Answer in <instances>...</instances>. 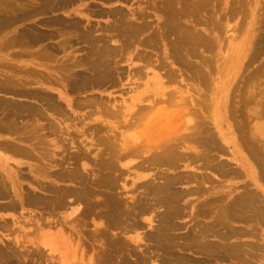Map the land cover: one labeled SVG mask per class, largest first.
Wrapping results in <instances>:
<instances>
[{
  "label": "bare ground",
  "instance_id": "6f19581e",
  "mask_svg": "<svg viewBox=\"0 0 264 264\" xmlns=\"http://www.w3.org/2000/svg\"><path fill=\"white\" fill-rule=\"evenodd\" d=\"M13 1L14 0H12V1L0 0V28L1 29L7 28L5 26H7V24H9L11 22L16 21V19L20 15L19 12L17 11L18 12L17 15L18 14L19 15L14 16L13 11H16L17 8H15V7L17 5L20 6L22 3L16 4V1H14V2ZM39 1H42V0H39ZM78 1L82 2L83 0H44L43 2L38 3L35 8H36V11L37 10H40V11L41 10H43V11L54 10L55 11V10H59V9L60 10L61 9H69L70 7H72V5H74ZM104 1H109V0H104ZM158 1H160V0H158ZM163 1L164 2H162V3H165V0H163ZM127 2H128V0H127ZM166 3H167V0H166ZM215 3H214V5H212V0H168V5L166 6V4H164L166 7H164L162 5V7H164L165 10H164V8H162L163 9L162 10L159 7L161 11H164L163 19L161 21L162 30L159 34V38L164 40V47H165L166 55L168 53H170L174 58H176V60L178 62H181L182 64H184V66H187V67L190 66L191 68H193V67L196 68V69L193 68L196 72V74L194 75V73H193V75L202 82L206 78L205 73L202 71V69H200V67L196 66V64L191 63V61L188 60V57H189V55H191L193 57L194 56L200 57V53L202 51L201 49H208L209 50L212 46L218 45L219 38L217 37V34L215 32H213L214 28H209V30L211 29L212 31L209 32L208 36L204 33H201L199 30H197L195 28V26L198 25V23H200V25L202 24L201 21L199 22V20H201L202 19L201 17L203 16V15H201L202 12L203 11L207 12V10L210 9V7H213V6L215 7ZM236 4H237V2H236ZM178 5H180V6L178 7ZM115 8H117V7H115ZM156 8H157V6H156ZM216 8L217 7H215L214 9L217 10ZM109 9H111V8H109ZM109 9H107V10L106 9H100V10L98 9L97 11H94L95 8H94V10L92 9L93 14H96V15L99 14V16L105 15V17L108 16L112 19V22H109L106 24H100V22L96 26L93 25V22H91L92 24H90V21H92L89 19L90 18L89 14L91 13L90 12L91 10L88 8H87V12L89 10L90 13L87 14L86 12H83L86 14H81L82 16H84L86 18L85 24L82 22L83 20L81 21V19L78 18L77 15H76L77 19L75 17L74 18L70 17L69 21L65 20L66 24L68 26L63 23L65 25L64 27H66V26L68 27V28L66 27V29H68L69 31L72 29V31L74 32V33L71 32L72 34H68V36L66 34L67 32H65L66 37L63 34L64 37L62 40L65 41V44L68 42V44H66V46L69 45L70 42H73V40H75V42H83L87 45V52H86L85 58H83V59L80 58L81 60L78 59V61L75 60L77 58H75V59L72 58L73 61L71 60V62L69 63L72 65L76 61L77 62L76 67L78 65L79 66L81 65L82 68L84 67V69L82 71L70 72V73L68 72L69 74L62 75V77H60L61 76L60 75L59 76L60 78H58L56 76L54 78L47 77L56 83L57 82H64L65 83L63 86V89L58 91L59 97L61 96L63 101L58 99L55 96V94L52 93L53 89L51 90L50 88H47V87L44 88L43 87V88H41L43 90H41V89H39V87H36V86L28 87V85H27V87H23V85H25V83L22 84V81H19V80L17 81V79L13 80L14 82L11 81L13 84H11V82L10 83H4L3 81H1L2 79H0V89L2 91H4L3 93H10L9 96H11V97H9V96L3 97V98L0 97V109H2L1 110L2 113L0 114V132L1 133H14V134L16 133L18 135L23 134L25 137L24 140L26 141V142H22L21 139H19L21 141H19V140H7V141L2 140V141H0V147L3 149L12 150L13 152L22 153L25 156H28L29 159H31L30 164H28L29 168L27 169L26 172H23V171H21V169H22L21 164H19L18 168H16L15 166H14L15 168H12V166H8V163H9L8 160H6V159L3 160L0 158V199H6L7 200L4 204L0 203V209H12V210L16 211L18 207L23 209V207L27 206V207H31L32 210L33 209L38 210L36 212L37 215L31 216V218H29L26 221V225H29L30 227H32V228H29V227L27 228L28 229L27 230V233H28L27 238L24 236H22V237L15 236L14 238H12L13 240L11 239L14 242V244L10 245V243L8 242L6 244L4 243L5 245H3V246L0 245V262L1 263L3 262L4 264H41V263H45V264H89V263H91V264H150V263H147L148 260L146 261L145 258L150 257V259H151V257L153 255H149V254L150 253L153 254V250H152V252L147 254V256L143 255L145 258H142L143 253L140 255V256H142L141 258H139V256H137V255L134 258H132L131 257L132 254L135 255L134 254L135 249H134V247H132L130 245V243L128 242L127 239H122V237L114 236V235H112L111 237L107 236L108 238L105 237V233L107 232V234H108V232H110V231H104V230H107V229L109 230V228H118L119 227V228L126 229V230L127 229L128 230H136V229L142 228L144 220L142 222V220L137 218V216L139 214L142 217H144L143 214H147V218L144 217L143 219H145L148 222L147 224H149L151 230H149L148 232H143L144 234L142 236L140 233H137L135 236L129 237V241L132 243H135V244L136 243L138 244L142 240L144 241V243L148 242V241L151 242L152 244L151 243L150 244L148 243V244L150 245V247H151V245L153 247L155 246L156 250L154 252L156 253V255L157 256L160 255V257H161V255L164 254L161 258L165 262H167L168 264L174 263L172 261L176 257H178L179 259L181 258V256H179L180 255V253H179V255L177 254L178 256H176L173 259L174 254H175L174 248H176V246H178V244L176 243L177 242V238H176L177 235L175 236V234L172 231L174 230V228L177 227L176 224H179V223L175 222L176 221L175 219L179 217L178 215H180L181 212H183L185 206H182V204H180V197H181L180 195L183 196V190H182V194H181V192L176 190L175 189V183H177L179 181L183 182V179H185V177L187 176L186 175L187 172H185V173H175V172L179 166L183 165L184 163H189L190 160L187 162L189 157H191V158H193L195 156H196V158L200 157L199 153H195V154L191 153L190 154L188 152V150L191 149V146L189 143H191L193 140H199L201 143L203 140H206L209 137H210L209 139L211 141H212V139H214L212 137H214L215 135L214 134L212 135V133L208 132L207 128L205 126H203L204 122H201L203 120H198V124H196L197 121L196 122L194 121L195 125H193V126H191L190 124H189L190 126L189 125L185 126L184 124H181V125H179L181 128L173 129L175 126H174V124L171 123L170 119H169V121H167L168 117L164 118L167 122L166 126H165L167 129L166 130L167 131V134H166L167 137H161V139H159V143L156 146L154 145V147L156 148L155 151L149 157H147L146 159H143L144 160L143 163H145V164L148 163L147 166L152 165L155 168L160 167V168L164 169V171L162 172L163 174L161 176L162 180L161 181L158 180L159 176H157L156 172H153L152 174H147V175L136 174L135 176H133L134 186L140 189V191H139L140 194L138 196L136 195L137 197L136 196L131 197V199L129 201L130 204H127V202H128L127 200H123L125 202L121 201L118 198L119 195L117 193H115V195H113L114 192L112 190L111 191L113 193L110 190H109L110 191L109 192L108 189L114 188L115 185L117 186V181H120L118 179L121 177L122 174L125 173V169L123 168L120 160H122V158L124 156L126 157V155L127 156L128 155H136L137 153H139L140 150L142 153V149L144 148V146H140V143H139V145H134V146H132V145L129 146V145H125V144L123 146L121 143H119L120 145L118 146V145H116V143L113 142L114 139H112V141H111L110 138H104L101 135H100L101 137H94L95 133L98 134L99 132L102 131V129L104 130V127L102 124L105 123L104 121L101 122L102 124L96 123L95 122L97 120L96 118H93V120H92L93 123L90 124L91 125L90 127H87V129H89V130H88V132L86 130V132H87V134L90 135V138L95 139L97 144L106 143V147H104L103 149L99 148L98 151H96L93 155H90V151H89L91 149L90 148L91 144L93 145V142H91V144L89 146L88 145L89 143L87 144L84 142V144H83V141L81 143H79V145H78V144H76L70 140L71 142H69V143L71 144V146H70L71 148L67 151V153L62 154L60 156H56L53 153L54 151L49 150L50 143L46 140L47 136H49V134H60V133H62L63 126H64V120L69 122V119L71 120L73 118L71 113L69 112V109H72L74 107L79 108V109L80 108L86 109L87 112L90 111L91 114H94V112L97 110V112H100L102 115H105L107 117H113V118L123 114L122 113L123 111L121 108H117L115 104H111L112 102L109 103L110 99L108 100L105 97H101V96L95 97L93 95H91V96L88 95L84 99L81 98L82 100H77V98H76V101L74 99H71V98H66V96L69 95V93H72L73 91H77V90L79 91V90L88 89V88L93 89L95 87L98 88L99 86L101 87L103 85H107L106 87L118 85L119 81L121 80V72H117V70H116L117 67L115 65V62H117V61L119 62L120 61L119 59H121V58L124 60V57H126V55L134 54L133 51L129 50V48L133 43H135L137 41H138V44L141 46H146V45L153 46V43H154V45H155V43H157V42H155L156 40L154 39V37L151 36V33L149 36H143L142 38L138 37L142 33H144L146 30L149 29L148 28L149 27L148 21H147V19H145V17L147 15L145 16L144 12L142 13L140 10L141 13H138L137 10H133L129 15L128 13H125L126 11H122L124 9H122V10L121 9L120 10L114 9L113 11L109 10ZM219 9H220V7H219ZM232 10H234V9L231 8V10L228 9L227 11L229 14H232ZM36 11H34V12H36ZM82 11H86V10H82ZM218 11L220 12V10H218ZM10 12H11V14H10ZM24 12L25 11H23V14H21V15H25ZM215 13H218V12H214V15H215ZM29 15H31V14H29ZM199 15H201L200 19H199ZM220 15H222V14L220 13ZM207 16H209L208 12H207ZM66 17H68V16H66ZM84 17H82V18H84ZM215 17H216V15H215ZM24 18H26V17H24ZM148 18H150V17H148ZM183 18H187V21L183 20ZM209 18L207 17V19H209ZM204 19H206V16ZM207 19H206V21L208 22L211 18L209 20H207ZM253 19H255V18H253ZM150 20H152V19L150 18ZM55 21H57V19ZM188 21H189V23H191V24L193 23L194 25H188V23H187ZM210 21H212V20H210ZM218 21H219V18H218ZM209 24L210 23H208L207 25L209 26ZM44 26H46V25H44ZM52 28H54V27H52ZM66 29L64 28V30H66ZM256 29H257V27H256ZM34 30H37V29H34ZM29 31H31V30L26 31L27 32L26 35L29 36V38L26 37V40L28 39V41H30V42L31 41H33V42L34 41H40V40L44 41V39H42L45 37L44 33L43 34L38 33V32L34 33L33 31H31L32 33L30 34ZM40 32H41V30H40ZM60 32H61V30H60ZM20 34H22V32ZM48 34H46V38H47ZM60 34H62V33H60ZM154 34H152V35H154ZM170 34L173 35V41L170 38V36H171ZM16 35H18V34H16ZM26 35H22V36H26ZM49 35H51V34H49ZM168 35H170V36L168 37ZM52 36H53V34H52ZM13 37H14V39H11L10 43H13V42L16 43V41H17L16 39L18 37L16 39H15L16 36H13ZM18 39H22V37L18 38ZM165 39H166V41H165ZM169 39H171V40H169ZM24 40H25V38H24ZM18 41H20V40H18ZM61 43H59L60 46H61ZM160 43L161 42H159V44ZM253 43L258 44V41L255 39L254 42L252 41V43H248V44L252 45ZM30 44H33V43H30ZM72 44L75 45V43H72ZM72 44H70V46ZM78 44H80V43H78ZM259 45L260 46L263 45L262 47H264V37L261 39V41H259L258 46ZM63 46H64V48H66L65 45H63ZM153 47L151 49H154ZM24 48H26V47H24ZM61 48H63V47L61 46ZM212 48L214 49V47H212ZM258 49H261V48L259 47ZM74 50H75V48H74ZM251 51H252V49H251ZM149 53H152V52L149 51ZM253 53H254V50H253ZM138 54H140V52L135 54L137 56V58H138ZM141 54L143 55V53H141ZM240 55H242V54L240 53ZM249 56L251 57L252 55H249ZM75 57H77V56H75ZM143 57H145V56H143ZM149 57H150V54H149ZM168 57L171 58V56H169V55H168ZM117 58H119V59L116 61ZM132 58H133V56H132ZM69 59H71V58H69ZM139 59H141V58H139ZM139 59H138V61H140ZM149 59H152V58L150 57ZM123 60H121V61H123ZM163 60H165V58ZM172 61H175V60L172 59ZM148 62H149V60L147 61V63ZM149 63H148V65H146L147 67L149 66ZM69 64H66V65L70 66ZM163 64L166 65V63H164V62H163ZM146 66L144 65L143 69ZM67 68H69V67H67ZM123 68H125V66H123ZM135 69H136V67H135ZM124 70L126 71V68ZM130 70L133 71V68ZM140 70L142 71V67ZM141 71L136 70V72L134 71V73H135V75L137 72L140 74ZM165 71H166V73H165ZM165 71H164V73H165V75L167 74L166 75L167 78H169V79H171L170 77L174 78L173 71L168 70V67L166 68ZM144 73L142 74L143 76L145 75ZM36 74H38V73H36ZM139 77H140V75H139ZM169 79H167V80H169ZM172 81H174V80H172ZM24 82H26V81H24ZM66 93H67V95H66ZM18 95L19 96L21 95L22 97L25 96V97L21 98V100H19V99H17V98H20ZM164 95L166 96V100H163V101H165V103H167L168 101L169 102L172 101V97L174 96L173 93H170L168 91H164ZM108 96H107V98H108ZM13 97H17V98L12 99ZM136 97H137V95H136ZM136 97H135V99L130 101V103H131L130 108L137 106L138 103H136V102L138 101V99H136ZM5 98H7V99H5ZM8 98L11 100H9ZM146 99L147 98H145V100ZM150 99H152V98H150ZM169 102H168V104H170ZM65 105H67V108ZM127 106H128V104H127ZM118 107H120V106H118ZM143 107H145V106H143ZM143 107H141V108H143ZM137 108H138V106H137ZM139 108H140V106H139ZM145 109H146L145 111L147 112V110H148L147 106ZM141 110L139 111L140 113H141ZM136 114H137V112H136ZM52 115H55V117ZM21 116L26 117L25 119H27V117H28V119H30V120L29 121H27V120L26 121H24V120L19 121V118ZM175 116H177V114ZM70 117H72V118H70ZM39 118L45 119L44 120L45 122L42 124L39 123L38 122L40 120ZM132 118L133 117H131V119ZM66 132L69 133L68 130H66ZM83 132H85V131H83ZM38 137L39 138L41 137V140H40L41 142L39 141ZM71 137H72V134H71ZM204 138H206V139H204ZM246 139H249V138H246ZM215 141H216V137H215V140H213V142H215ZM241 143H242V141H241ZM249 144H250V142H249ZM149 147H152V146L149 145ZM10 148H13L14 150L10 149ZM40 149H42V151ZM37 150H40L41 152L38 153ZM246 150H247V148H246ZM145 152L146 151L144 150V153ZM251 154H253V153H251ZM255 154H257V153H255ZM255 156H257V155H255ZM209 157H211V156H209ZM209 157H206V158L208 159ZM254 158H256V157H254ZM254 158H253V160H254ZM34 160H35V162H32ZM207 161H209V160H207ZM259 161H261V160H259ZM210 162H211V160H210ZM143 163H142V165H143ZM207 163H209V162H207ZM216 163H217L216 167H222L223 166L222 162H220V161H218ZM260 163H262V162H260ZM205 164H206V162H205ZM205 164H203V165H205ZM221 164H222V166H221ZM142 165H139V166H142ZM211 166H212V164L210 165L209 168H211ZM205 169H207V167ZM171 170L175 171L174 174H171L169 172ZM195 174H198V173H195ZM95 176H97V178L100 177V178H98L100 180V183L98 182L100 184L99 186L101 187V181H102V186H104L106 188V192L107 193L109 192V195L106 197L107 199L104 198L105 200L102 199V201L99 200L100 202L97 201V203H94V202L92 203L90 201V197L93 199L92 196H94L95 194L90 196L94 192V188L89 186V184L93 183V182L90 183L89 181H90V178H91V180H94ZM24 177L29 179V182H28L29 184L27 183L28 189H26V187L24 186V184L22 182V179ZM98 179H96V180H98ZM146 179H148V180H146ZM188 179H186V180H188ZM191 179H193V178H191ZM136 180H138V181H136ZM95 183H97V182H95ZM75 185H77V187H75ZM124 187H125V185L123 186V188ZM116 189L115 190L113 189V190L115 192H117ZM132 189H133V186H132ZM99 192H102V191H99ZM99 192L97 194H99ZM103 193H105V191H103ZM116 195H118V197ZM186 195H187V193H186ZM252 195H254V194L252 193ZM104 197H105V195H104ZM94 198H95V196H94ZM236 199H237V197H236ZM75 202L78 203L76 206L71 205L72 203H75ZM82 203H84L85 205ZM216 203L219 204V203H221V201L216 202ZM68 204H69V206H68ZM81 204H82V208H80V210L78 211V208L80 207ZM93 204H95V205L99 204V206L102 204V208L99 207V210L96 211V208L94 210H95V215L97 214V216H99L100 219L104 220L105 222L103 221L104 226L102 229L100 228V229H97L95 231V234L98 235L100 239H98L96 237L97 240L96 239L94 240V238H93L94 241H97V242H99L98 240L101 241L99 248L94 249L91 246V248L93 249V254L91 257L89 256L90 258L85 260L86 258L84 256V252L81 250V248L83 246L80 248V245H81L80 241L81 240L78 237V234H79V232H81L80 230L82 228H80V230H78L77 225H81L86 219L88 220V218H86V219L83 218L84 219L83 222L80 221V219L83 216L87 217V216H90L89 213L92 214V212L94 210H90V209L92 208ZM186 204H188V203L186 202ZM254 204H256V203H254ZM237 205H239V204H237ZM188 206L189 205H187L186 207L189 208ZM96 207L98 209V205ZM157 207H163V211H161L162 214H161V217H159L160 224L158 223L157 225H155L154 222L156 221L155 218L157 217V213L155 210ZM93 208H94V206H93ZM63 209H65L66 212H64ZM72 210L78 211V214L75 217L76 219L73 220L74 222H66V220L69 218L68 214ZM234 214H232V216ZM196 215H197V213H196ZM21 221H23V220H20L19 218L13 219L14 225H18L19 229H21V227H22L21 225H19L21 223ZM245 221H247V220H245ZM6 225H7V222H2V223H0V226H2L0 228H8L9 229V227H6ZM22 225H23V223H22ZM85 225L86 224H84V226ZM154 225L157 227H155ZM81 226H79V227H81ZM180 226H181V224H180ZM260 226H261V224H260ZM24 227H25V225H24ZM16 230H17V228H16ZM52 230H54L55 233H52ZM242 230H244V229H242ZM225 231H226V229H225ZM38 233H40L41 235H39ZM109 234H111V233H109ZM74 235H75V237H74ZM183 235H181V236L178 235L179 240H182L183 237H185V235L184 236ZM187 236H188V232H187ZM200 236H202V235H200ZM84 237H85V235H84ZM181 237H182V239H181ZM191 238H193V236ZM189 239L190 238H188V242H189ZM202 239H200V240H202ZM186 240H187V237H186ZM195 240H196V238H195ZM86 241H87V239H86ZM182 241H185V240H182ZM22 242L30 243L34 248L29 249ZM97 242H95V243H97ZM39 243H42V246H45L46 248H48L50 250V252H52V253L47 254L44 250L43 251L40 250L39 249L40 247H38V246H40ZM194 243H195V241H194ZM98 244L99 243H97L96 245L98 246ZM179 244H181V243H179ZM209 244H210L209 242L205 243L206 246H208ZM197 245H200V244H197ZM179 246H181V245H179ZM203 246H204V244H203ZM230 246H231V244H230ZM20 247L22 249H20ZM256 247H257V244H256ZM6 248H9L10 252L7 251ZM203 248L206 249V247H203ZM233 250H235V249H233ZM259 250H261V249H259ZM131 251L132 252L134 251V253L131 254ZM159 252H160V254H159ZM155 253H154V256H155ZM182 255L184 256L185 254L183 253ZM248 256H251V255H248ZM253 256H255V255H252V257ZM129 257L133 259V262H131L132 259L129 260ZM184 257H186V256H184ZM184 257H182L181 259L183 260ZM256 257H257V255H256ZM138 258H139V260H137ZM160 259H158V260H160ZM179 259L177 260V258H176L175 261H179ZM247 261L250 262L249 260H247ZM247 261H245V262L247 263ZM151 263L152 264H158L157 261H155V260H152ZM163 264H165V263H163ZM248 264H250V263H248Z\"/></svg>",
  "mask_w": 264,
  "mask_h": 264
},
{
  "label": "rangeland",
  "instance_id": "374dc122",
  "mask_svg": "<svg viewBox=\"0 0 264 264\" xmlns=\"http://www.w3.org/2000/svg\"><path fill=\"white\" fill-rule=\"evenodd\" d=\"M10 1H12V0H10ZM14 1H16V4L22 3L20 6L17 5L18 7L17 6L15 7V8H17L16 11H13L14 16L17 15V13L19 12V14H20V15L18 14L19 17L16 19V21L11 22L12 24L11 23L7 24V26H5L7 28H5V29L0 28V74H1L0 79H2L1 81H3L4 83H10L11 81L14 82L13 80L17 79V81L18 80L22 81V84L25 83V85H23V87H27V85H28V87L36 86V87H39V89H41L43 87L44 88H46V87L50 88L51 90L53 89L52 93H54L55 96L62 101H63V99L61 98V96L59 97L58 91L63 89V86L65 83L64 82H57L56 83L47 77L54 78L56 76V77L60 78V77H62V75L69 74L70 72L82 71L84 69V67L82 68L81 65L80 66L78 65L76 67V63H77L76 61L72 65L69 63L71 62V60L73 61V59H75V58H77V59H75L77 61H78V59L81 60V59L85 58V55L87 52V45L83 42H75V40H73V42H70L69 45L66 46V44H68V42L65 44V41L62 40L64 35L66 37V34L68 36V34L74 33L72 31V29L70 31L68 29H66V27L68 26L66 24V21H69L70 17L71 18L75 17L77 19V16H78V18L81 19V21L83 20L82 22L85 24L86 18L84 16H82L81 14H86V13L88 14L91 12L89 14V16H90L89 19L92 21H90V20L89 21H90V24H92L91 22H93L94 26H96L99 22H100V24H106V23L112 22V19L108 16L105 17V15L99 16V14H97V15L93 14L92 9L94 10V8H95L94 11H97L98 9L99 10L100 9H106L107 10L109 8H111L109 10H112V11L114 9L115 10L116 9L117 10L118 9L119 10L124 9L122 11H126L125 13H128L129 15L133 10H137L138 13L144 12L145 16L147 15L146 16L147 18L145 17V19H147V21H148V24H149L148 28L149 29L144 32L145 34L142 33L138 37L142 38L143 36H149L151 33V36L154 37V39L156 40L155 42H157V43H155V45L153 43L154 47L150 46V45H149L150 46L149 47L148 45L141 46L138 44V41H137V42L133 43L129 48V50L133 51L134 54L126 55V57H124V60L122 58L116 59V61L118 59L120 60L119 62L117 61L118 63L115 62V65L117 67L116 70H117V72H121V80L119 81L118 85H115V86L113 85L111 87H106L107 85H103L101 87L99 86L98 88L95 87L93 89L88 88V89H83V90H79V91L77 90V91H73L72 93H69V95H67V93H66V95H67L66 98H71V99H74L75 101H76V98H77V100H82L85 97H87L88 95L89 96L93 95L95 97H100V96L105 97L108 100L110 99L109 103L112 102L111 104H115L117 108H121L123 111L122 112L123 114L113 118V117H107L105 115H102L100 112H97V110L94 112V114H91V112L90 111L87 112L86 109H83V108L79 109V108L74 107L72 109H69V112L71 113V115L73 117V118L70 117V118H72L71 119L72 121L70 119H69V122L64 120V126H63L62 133H60V134H49V136H47V139H46L50 143L49 150L54 151L53 153L56 156H60L62 154L67 153V151L71 148L70 147L71 144L69 143L71 141L78 144V145H79V143H81L83 141V144H84V142L87 144L89 143L88 144L89 146H90L91 142H93V145L91 144V146H90L91 149L89 150L90 155H93L96 151H98L99 148L103 149L104 147H106V143L97 144L95 139L90 138V135L87 134V132L89 130V129H87V127H90L91 126L90 124L93 123V121H92L93 118H96L97 119L95 121L96 123L102 124L101 122H103V121L105 123L102 124L104 127V130L102 129V131L99 132L98 134L95 133L94 137L103 136L104 138H110L111 141H112V139H114L113 142L116 143V145H118V146L120 145L119 143H121L123 146H124V144L129 145V146H131V145L134 146V145H139V143H140V146H144V148L142 149V153L140 150L139 153H137L136 155H128V156L126 155V157L124 156L122 158V160H120L123 168L125 169V173L122 174L121 177L118 179L120 181H117V186L115 185L114 188H111V189L109 188L108 191L112 190L114 192L113 195H115V193H117L119 195V197H118V195H116V196L121 201L127 200L128 201V202L126 201L127 204H130L129 201H130L131 197L136 196V195L138 196L140 194L139 193L140 189L135 187L134 182H133V176H135L136 174L147 175V174H152L153 172H156L157 176H159L158 180L159 181L162 180L161 176L163 174L162 172L164 171V169L160 168V167L155 168L152 165L147 166L148 163H146V164L143 163V161H144L143 159H146L155 151L156 148L154 147V145L156 146L159 143V139H161V137H167V135H166L167 129L165 127L167 122L164 119L166 117H168L167 121H169V119H170L171 123L174 124L175 127L173 129L181 128L179 126L181 124H184L185 126L190 124L191 126H193V125H195L194 121L195 122L197 121L196 124H198V120H203V121H201V122L205 123V124L203 123V126H205L207 128L208 132L212 133V135L214 134L215 135L214 137H220L221 134H229L231 131L234 130L233 132L235 133V135L239 131L240 134H243L245 137H248V135H250V137H257L258 139H260V141H262L264 139V47H262L263 45L258 46L259 41H261V39L264 37V31H263L264 30V25H263L264 24V0H233V1L232 0H212V5H214V3L216 2L215 7H217L216 8L217 10H215L214 9L215 7L213 6L207 10L209 16H207V12H205V11L202 12V14H201V15H203L202 17H201V15H199V19H200V17L202 18L201 20H199V22L201 21L202 24L200 25V23H198V25H196L195 28L197 30H199L201 33L206 34L207 36H208L209 32L212 31L211 29L209 30V28H214L213 32H215L217 34V37L219 38L218 45L212 46V47H214V49L212 47L209 50L208 49H201L202 51L200 53V57H196V56L193 57L191 55H189V57H188V60L191 61V63L196 64V66L200 67V69H202V71L205 73L206 78L203 82L194 76L196 74L194 69H196V68L193 67L194 68L193 69L190 66H189L190 68L187 66H184V64H182L181 62H178L176 60V58H174L170 53H168L166 55L165 47H164V40L159 38V34L162 30L161 21L163 19V15H164V11H161L160 8L162 9V8L166 7L168 5V0H167V3H166V0H165V3H162V2H164L163 0H160L161 2L158 0H150V1L149 0H147V1L146 0H128V2H127V0L126 1L125 0L124 1L123 0H111V1L110 0L109 1L83 0L82 2H80V1L76 2L69 9H61V10L59 9V10H55V11L54 10H51V11L37 10L36 11L35 7L37 6V4L40 2H43L44 0H42V1H39V0H37V1L36 0H14ZM236 2H237V4H236ZM164 4H166V6ZM162 5L164 7H162ZM156 6H157V8H156ZM179 6L180 5H178V7ZM115 7H117V8H115ZM219 7H220V9H219ZM230 7L234 9V10H232V14H229L227 11L228 9L231 10ZM87 8L90 9L91 11L89 12V10H88V12H87ZM82 10H86V11H82ZM140 10H141V12H140ZM164 10H165V8H164ZM218 10H220V12ZM23 11H25L24 12L25 15H21V14H23ZM34 11H36V12H34ZM83 12H86V13H83ZM214 12H218V13H215L216 17L214 15ZM220 13L222 15H220ZM10 14H11V12H10ZM29 14H31V15H29ZM66 16H68V17H66ZM205 16H206V19H207V17L208 18L210 17L211 19L210 18L209 19L212 21L207 19V20H209L207 22L206 19H204ZM24 17H26V18H24ZM82 17H84V18H82ZM148 17H150L152 20H150V18H148ZM218 18H219L220 22L218 21ZM253 18H255V19H253ZM56 19H57V21H55ZM183 20L187 21V18H183ZM63 23L67 26L64 27L65 25ZM187 23H188V25H194L193 23L192 24L189 23V21ZM206 23L207 24L210 23L209 24L210 27ZM44 25H46V26H44ZM52 27H54V28H52ZM256 27H257V29H256ZM64 28L66 30H64ZM34 29H37V30H34ZM25 30L26 31L31 30L34 33L35 32H38L41 34L44 33L45 37L42 38V39H44V41L40 40V41H34V42L31 41L30 42V41H28V39L26 40V37L29 38V36L26 35L27 32ZM40 30H41V32H40ZM60 30H61V32H60ZM31 31H29L30 34L32 33ZM21 32H22V34H20ZM65 32H67V33L65 34ZM48 33L51 35H49ZM60 33H62V34H60ZM16 34H18L19 36L21 35V36L19 37ZM46 34H48L47 38H46ZM52 34H53V36H52ZM152 34H154V35H152ZM22 35H26V36H22ZM170 35H168V37L170 36V38L173 41V35L172 34H170ZM13 36H16L15 39L17 37L18 38L22 37V39L17 38L16 43H14V42L10 43L11 42L10 40L14 39ZM24 38H25V40H24ZM254 38L258 41V44L253 43L252 45L251 44L249 45L248 43H252V41L254 42V40H255ZM171 39H169V40H171ZM18 40H20V41H18ZM165 41H166V39H165ZM159 42H161L160 43L161 45L159 44ZM30 43H33L34 45L30 44ZM59 43H61V46L63 48H61ZM72 43H75V45ZM78 43H80V44H78ZM62 44L65 45L66 48H64V46ZM70 44H72V45L70 46ZM24 47H26V48H24ZM152 47L154 49H151ZM259 47L261 49H258ZM74 48H75V50H74ZM251 49H252V51H251ZM253 50H254V53H253ZM149 51L152 53H149ZM139 52H140V54H138V58H137V56L135 54H137ZM141 53H143V55ZM240 53L242 55H240ZM149 54H150V57L152 59H149L150 58ZM168 55L171 56V58H169ZM249 55H252V56L250 57ZM75 56H77V57H75ZM132 56H133V58H132ZM143 56H145V57H143ZM69 58H71V59H69ZM139 58H141V59H139ZM164 58H165V60H163ZM138 59L140 61H138ZM172 59L175 61H172ZM121 60H123V61H121ZM148 60H149V62L150 61L151 62L150 63L148 62L149 66L147 67L146 65H148V63H147ZM163 62L166 63V65H164ZM66 64H69L70 66H67ZM144 65L146 67L143 69ZM123 66H125L126 71L124 70L125 68H123ZM67 67H69V68H67ZM135 67H136V69H135ZM141 67H142V71L140 70ZM167 67H168V70L173 71L174 78L170 77L171 79H169L166 76L167 74L165 75V73H166L165 70ZM132 68H133V71L130 70ZM136 70L141 71L140 74L137 72L135 75L134 71L136 72ZM164 71H165V73H164ZM36 73H38V74H36ZM143 73L145 74L144 76L142 75ZM193 73H194V75H193ZM139 75H140V77H139ZM166 78L169 80H167ZM172 80H174V81H172ZM24 81H26V82H24ZM12 82H11V84H13ZM41 90H43V89H41ZM1 91L2 90L0 89V97H2V98L8 97L10 94V93H3L4 91H2V92ZM164 91H168L170 93H173V95H174L172 97V101H170V102L168 101L170 104H168V102L165 103V101H163V100H166V96L164 95ZM136 95H137V97H136ZM107 96H108V98H107ZM9 97H11V96H9ZM19 97L20 98L13 97L12 99L17 98V99L21 100V98H24L25 96L22 97L20 95ZM135 97H136V99H138V101L136 102V103H138L137 104L138 108H137V106L130 108V106H131L130 101L135 99ZM145 98H147V99L145 100ZM150 98H152V99H150ZM5 99H7V98H5ZM9 100H11V99H9ZM127 104H128V106H127ZM65 106L67 108V105H65ZM118 106H120V107H118ZM139 106H140V108L145 106V107H143L144 109L141 108L143 111L139 108ZM146 106L148 109L147 112L145 111ZM1 110L2 109H0V114L2 113ZM140 110H141V113L139 112ZM136 112H137V114H136ZM176 114H177V116H175ZM52 116L55 117V115H52ZM21 117L19 118V121H22V120L29 121L30 120V119H28V117H27V119H25L26 117H24V116H21ZM131 117H133V118L131 119ZM39 119L41 120V121L40 120L38 121L39 123L42 124L45 122L44 121L45 119H43V118H39ZM65 129L68 130L69 133H67ZM86 130H87V132H86ZM83 131H85V132H83ZM70 133L72 134V137H71ZM214 137H212V138H214ZM19 139H21L22 142H26L24 140L25 137L23 134L18 135L16 133L14 134V133H1L0 132V141H2V140H5V141H7V140H19ZM204 139H206V138H204ZM21 140H19V141H21ZM40 140H41V137L39 138V141ZM206 140H203L201 143L199 140H193L191 143H189L191 146V150L197 149V151H198V149H203V151H204L203 153L205 155L207 154L206 156H202L199 158L189 157L187 160V162L190 160L189 163H184L183 165L179 166L176 169V172L174 170H171L169 172L171 174H174V172L175 173H185V172H187L186 169L189 167H194V166H196V167L204 166L205 167L206 165L213 164L212 161H214L216 159L215 153L213 151L210 152L211 149H209L206 146V144L207 145L209 143L212 144L213 142L208 143ZM199 144L201 147L199 146ZM259 144L262 145L263 142H261ZM149 145H151L152 147H149ZM10 149H13V148H10ZM208 149H209V151H208ZM40 150L42 151V149H40ZM40 150H37V152L40 153L41 152ZM144 150L146 151L145 153H144ZM147 150L148 151L150 150V151L148 152ZM206 151H208V152H206ZM12 152H13L12 150L3 149L0 147V158L3 160L4 159L8 160V162L10 163V164L8 163V166H12V168H15V167L18 168L19 164H21V167H22L21 171L26 172L27 169L29 168L28 164H30L31 159H29L28 156H25L22 153H17V152L12 153ZM188 152H189V150H188ZM196 153L200 154V152H196ZM209 154H211V157H209L207 159L206 157H208ZM16 155H19V157H21V158L12 157V156H16ZM207 160H209V161H207ZM210 160L212 163L210 162ZM32 162H35V160ZM205 162H206V164H205ZM207 162H209V163H207ZM142 163H143V165H142ZM202 163L205 165H203ZM139 165H142V166H139ZM98 178H100V177H98ZM98 178H97V176H95L94 177L95 181L91 180V178L89 181L90 183L93 182V183L89 184V186L94 188V192L90 196L95 194L94 195L95 198H94V196H92L93 199L90 197V201L92 203L93 202L97 203V201L100 202L104 198L107 199L106 197L109 195V192H110V191L108 193L106 192V188L104 186H102V181H101V187L99 186L100 180ZM96 179H98V180H96ZM146 180H148V179H146ZM136 181H138V180H136ZM22 182H23L24 186L26 187V189H28L27 183L29 182V179L24 177L22 179ZM95 182H97V183L99 182V183L97 184ZM122 185L123 186L125 185V187L123 188ZM132 186H133V189H132ZM75 187H77V185H75ZM183 187H184V185H183L182 181L175 183V189L178 190L179 192H181V194H182ZM113 189L114 190L116 189L117 192H115ZM99 191H102V192H99ZM103 191H105V193L107 195L105 193H103ZM98 192H99V194H97ZM104 195H105V197H104ZM180 196H181L180 197V204H182V206H184L183 196L182 195H180ZM6 201H7L6 199H0V203L4 204ZM123 202H125V201H123ZM77 204L78 203L75 202V203H72L71 205L76 206ZM82 204H84V203H82ZM82 204L78 208V211L80 210V208H82ZM97 205H98V209L96 207ZM97 205L93 204L94 208L92 206V208L90 210H94L96 208V211H97V210H99V207L102 208V204L100 206H99V204H97ZM68 206H69V204H68ZM37 211H38L37 209L32 210L31 207H27V206L23 207V209L18 207L16 211H14L12 209H0V223L7 222L6 227H9V229L8 228H0V245L3 246L8 242L10 243V245L14 244V242L12 241L13 240L12 238H14L15 236H19V237L24 236L27 238L28 237L27 236L28 235V233H27L28 229L27 228L28 227L32 228V227H30L29 225H26V221L29 218H31V216L37 215L36 214ZM63 211L66 212L65 209H63ZM78 211H74V210L70 211L68 214L69 218L66 220V222H74L73 220L76 219L75 217L77 216ZM155 211L157 213V217L155 218L156 221L154 222V224L157 225L158 223L160 224L159 217H161V214H162L161 211H163V207H157ZM183 213H184V210H183V212H181L180 215H178L179 217L175 219L176 220L175 222H177L179 224H176L178 228L176 227L172 231L175 234V236L177 235L176 236V238H177L176 243L178 244V246H176V248H174L176 255L174 253L173 254H174V257H176L180 253L179 256H181V258L184 257L182 255L183 251H184V248H182L184 246L183 245L184 241H182V240H184V239H182V237H181L182 240H179L178 235L181 236L182 232H183L182 231L183 230V222H182V217H183L182 214ZM89 214H90V216H87V217L83 216L80 219V221L83 222L84 219L88 218V220L86 219L87 221L86 220L84 221L85 223L83 222L81 224L82 226L77 225L78 230H80V228L83 229V230L82 229L80 230L81 232H79L78 237L81 240L80 241V243H81L80 248L83 246L81 248V250L84 252V256L86 258V259L84 258L85 260L90 258L93 254V249L91 248V246L94 249L99 248L101 241L100 240H98L99 242L94 241L95 239L97 240V238L100 239L99 236L95 234V231L97 229H100V228L102 229L104 226L103 224L105 222L104 220L100 219V217L97 216V214L95 215V210L92 212V214L91 213H89ZM143 216L147 218V214H143ZM144 217H142L140 214L137 216V218L142 220V222L144 220L142 228H139L136 230H128V229L126 230V229H122L119 227L118 228H109V230L103 229L104 231H110V232H108V234H107V232L105 233V237L108 238L109 236L111 237L112 235H114V236H120V237H122V239H127L128 242L130 243V245L132 247H134V249H135V253H134V251L133 252L131 251V254L132 253L135 254V255L132 254V256H131L132 258H134L136 255L139 256V258H141L143 255L147 256V254H149L153 250V254H151V253L149 254V255H153L151 257V259H150V257L145 258L144 256L142 258H145L146 261L148 260L147 263H150V264H152L151 263L152 260L157 261L158 264H163V263L168 264L167 262H165L161 258L164 254H162L161 257H160V255H158V256L156 255V253L154 252L156 250L155 246L153 247L151 245V247H150V245H149L151 242L148 241V242L144 243V241L142 240L138 244L137 243L135 244V243H132L129 241V237L135 236L137 233H140L142 236L144 234L143 232H148L149 230H151L149 224H147L148 222L145 219H143ZM15 218H19L20 220L24 221V222L21 221V223L19 224L22 226L21 229L18 228V225H14L13 219H15ZM22 223H23V225H22ZM84 224H86V225L84 226ZM180 224L182 227L180 226ZM24 225H25V227H24ZM79 226H81V227H79ZM0 227H2V226H0ZM155 227H157V226H155ZM16 228H17V230H16ZM52 233H55V231L52 230ZM82 233L85 235V237ZM109 233H111V234H109ZM38 234L41 235L40 233H38ZM74 237H75V235H74ZM93 238H94V240H93ZM86 239L88 242L86 241ZM95 242L99 243L98 246L96 245L97 243H95ZM22 243L26 247H28L29 249L34 248L30 243H27V242H25V243L22 242ZM179 243H181V244H179ZM39 245L40 246H38V247H40L39 248L40 250H42V251L44 250L47 254L52 253V252H50V250L48 248H46L45 246H42V243H39ZM179 245H181V246H179ZM20 249H22V248L20 247ZM6 250L9 251L10 249L6 248ZM154 253H155L156 257L154 256ZM141 254H142V256H140ZM159 254H160V252H159ZM174 257H173V259H174ZM132 258L129 257V260H131ZM139 258L137 260H139ZM176 258H177V260L179 259L178 257H176ZM176 258L174 260L172 259L173 260L172 262H175L176 264H182V263L184 264V261H183L184 258H183V260L180 258L179 261H175ZM158 259H160V260H158ZM131 262H133V259ZM0 264H4V263L0 262ZM41 264H45V263H41ZM89 264H91V263H89Z\"/></svg>",
  "mask_w": 264,
  "mask_h": 264
},
{
  "label": "crops",
  "instance_id": "0c3cea01",
  "mask_svg": "<svg viewBox=\"0 0 264 264\" xmlns=\"http://www.w3.org/2000/svg\"><path fill=\"white\" fill-rule=\"evenodd\" d=\"M233 131L229 134H221L220 137H216V143L213 142L215 137L212 141L210 139L206 140L208 143L213 142L212 144H206V146L216 156L211 166L212 169L209 168L210 165H206L205 167L194 166L186 169L188 177L186 176L183 179V202L185 208L182 217V235H185L183 237L185 240L183 253L186 256L184 257V264H264V139L260 141L257 137H250V135L245 137L239 131L235 135ZM261 142H263L262 145L259 144ZM189 152L190 154L192 152L194 154L200 152V157L207 155L203 153V149H198V151L197 149H189ZM12 157L21 158L19 155ZM218 161L222 162L223 166L222 164L221 166L223 168L216 167V162ZM206 167L207 169H205ZM198 175L201 176L199 177ZM220 201L221 203H216ZM187 205H189V208L186 207ZM260 205L263 206L261 207ZM232 214L234 215L232 216ZM192 236L193 238H191ZM188 238H190L189 242ZM207 242L210 243L208 246L205 245ZM202 246L206 247V249ZM252 255L255 256L252 257ZM173 264L176 263L174 262Z\"/></svg>",
  "mask_w": 264,
  "mask_h": 264
}]
</instances>
